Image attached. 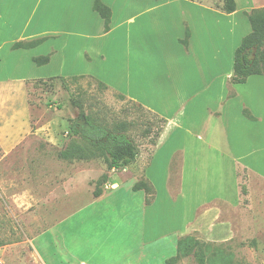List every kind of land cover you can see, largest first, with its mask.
Here are the masks:
<instances>
[{
	"label": "crops",
	"instance_id": "crops-1",
	"mask_svg": "<svg viewBox=\"0 0 264 264\" xmlns=\"http://www.w3.org/2000/svg\"><path fill=\"white\" fill-rule=\"evenodd\" d=\"M91 1L81 12L79 1L69 0L67 16H61L64 39L44 50L47 39L30 50H12L14 44L4 41L0 57L4 51L14 54L13 70L21 71L17 81L39 72L71 75L51 78H95L161 120L163 130L151 151L143 152L147 159L138 154L125 169H130L126 180L110 174V189L33 238L37 263L166 264L181 238L232 236L233 228L215 204L238 206L244 197L239 171L255 176L264 170V75L241 85H231L230 79L234 53L251 33L245 13L264 8V0H234L230 15L192 0L173 1L177 5L163 0L134 11L116 10L101 0L111 10L108 33ZM125 8L130 16L118 23ZM4 11L0 34L14 24L12 12L4 21ZM100 36L107 40L97 50L100 64L93 67L87 53L94 52ZM39 55L49 56V63L37 67L33 59ZM76 63L89 75H80ZM26 81L33 80L19 83ZM139 181L154 190L149 205L143 191H132ZM42 195L45 200L47 194ZM158 255L161 260L152 263Z\"/></svg>",
	"mask_w": 264,
	"mask_h": 264
},
{
	"label": "rangeland",
	"instance_id": "rangeland-1",
	"mask_svg": "<svg viewBox=\"0 0 264 264\" xmlns=\"http://www.w3.org/2000/svg\"><path fill=\"white\" fill-rule=\"evenodd\" d=\"M7 1L12 7L5 8L6 2L1 1L0 10H6L7 15L5 11L2 15L4 21L12 12L14 24L0 34L1 44L4 41L15 44L47 39L44 50L49 44L67 36L66 28L61 25L67 16L66 10H69V0ZM78 1L79 11L86 12V3L91 0ZM104 1L115 6L116 10L126 6L131 11L135 6L148 9L162 2ZM192 1L221 8L223 0ZM172 5L177 4L173 2ZM127 11L120 14L118 23L130 16L131 12ZM88 13L92 15L91 9ZM30 36L33 38L20 40ZM101 37L95 39V53H87L93 67L100 64L97 50L100 51L101 44L107 40ZM7 53L4 51L0 57V264H38L30 244L34 237L90 200L95 184L102 176L106 175L109 180L112 174L126 180L130 173V169L108 170L107 158L97 152L86 161L59 158L69 145L84 144L81 138L74 137L69 131L74 122L82 125L79 115L96 117L109 130L126 123L127 136L137 146L139 156L146 159L143 152L151 151V143L157 142L163 124L150 113L137 110L127 100L119 99L95 78H51L71 75L56 73L46 76L45 72H39L23 78L33 81L19 83L23 80L17 81L21 71L13 70L15 60L11 57L14 54ZM83 59L87 61L84 55ZM75 69L80 75H89L85 73L87 68L79 63ZM258 171L254 172L255 176L239 171L241 184L246 183L249 191L238 206L215 204L222 211V220L233 228L232 236L216 241L190 236L206 244V264H264V170ZM54 188H57L55 194L49 195L48 192ZM107 189H110L108 182L101 187L102 192ZM44 192L47 195L42 200ZM172 256H176V248ZM161 258L158 255L152 263H158ZM81 262L85 261L77 264ZM176 264L197 263L193 256H189Z\"/></svg>",
	"mask_w": 264,
	"mask_h": 264
},
{
	"label": "trees",
	"instance_id": "trees-1",
	"mask_svg": "<svg viewBox=\"0 0 264 264\" xmlns=\"http://www.w3.org/2000/svg\"><path fill=\"white\" fill-rule=\"evenodd\" d=\"M163 1V0H157ZM92 10L96 12L104 23V33L109 32L111 22V10L103 5L100 0H94ZM221 10L224 14L230 15L235 12L234 0H223ZM250 24L251 33L244 37L240 46L234 53L233 75L230 79L231 85L244 84L248 78L264 75V8L252 10L245 13ZM42 40H35L27 43H15L12 50H30L40 45ZM49 56H40L33 59L37 67L49 63ZM82 80L84 77H74L70 80ZM119 99L124 98L119 96ZM137 110L144 111L141 107L130 102ZM249 120H254L247 111L243 113ZM78 119L82 125L74 122L69 131L74 137L83 140L82 145L71 144L59 154L64 161H86L97 152L107 158L108 170L126 169L133 164L138 156L137 146L127 136V124L121 123L112 130L103 126L98 119L80 114ZM162 124L163 122L159 120ZM148 134V133H147ZM152 145L154 144L151 143ZM108 182L107 176H102L95 184L92 193L93 198L102 195L101 187ZM133 192L143 191L146 195L145 203L149 205L154 197L153 188L146 181H139L132 187ZM241 194L245 197L247 191L244 185L241 186ZM193 256L197 264H206V244H201L190 236L181 238L177 242L176 256L166 261V264H176L180 259Z\"/></svg>",
	"mask_w": 264,
	"mask_h": 264
}]
</instances>
